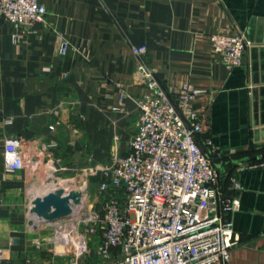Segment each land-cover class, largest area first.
I'll use <instances>...</instances> for the list:
<instances>
[{"label":"crops","instance_id":"crops-1","mask_svg":"<svg viewBox=\"0 0 264 264\" xmlns=\"http://www.w3.org/2000/svg\"><path fill=\"white\" fill-rule=\"evenodd\" d=\"M39 1L43 21L17 40L0 16V248L6 263L67 264L68 255L46 240L49 224L30 212L28 187L41 175L40 160L50 157L54 173L85 176L97 189L101 176L82 169L127 150L136 99L148 90L135 74L142 60L169 94L183 84L202 90L193 103L198 142L219 171L223 197L239 200L227 214L235 242L229 258L211 264H264V0ZM235 32L250 43L243 65L228 67L212 50L210 35ZM60 36L69 41L65 55L58 52ZM140 44L147 47L141 57L131 51ZM10 133L21 136L24 155L14 172L3 163ZM49 142L56 145L44 150ZM97 241L92 236L79 264H102Z\"/></svg>","mask_w":264,"mask_h":264},{"label":"built area","instance_id":"built-area-1","mask_svg":"<svg viewBox=\"0 0 264 264\" xmlns=\"http://www.w3.org/2000/svg\"><path fill=\"white\" fill-rule=\"evenodd\" d=\"M45 13L39 0H0V16L13 28L15 40L23 32H32ZM210 40L226 66L243 65L250 42L242 33H214ZM68 49L69 41L60 36L58 52L65 55ZM146 49L145 44L131 46L139 57ZM135 74L148 90L136 99V129L127 150L113 153L106 164L82 169L86 176H101L97 190L103 198L90 206L84 201L72 205L70 216L54 222L46 240L53 251L68 255L67 264H79V258L90 252L92 236L98 238L94 250L102 264L226 263L235 244L227 214L239 200L223 197L217 186L219 171L198 142L201 124L193 103L202 90L183 84L171 95L142 60ZM55 145L45 143L43 149ZM44 160L54 176L52 158L40 162ZM3 163L7 172L23 167L19 134L4 137ZM82 181L83 200L87 179ZM230 182L233 190L240 188L234 176ZM0 264H7L4 248H0Z\"/></svg>","mask_w":264,"mask_h":264},{"label":"water","instance_id":"water-1","mask_svg":"<svg viewBox=\"0 0 264 264\" xmlns=\"http://www.w3.org/2000/svg\"><path fill=\"white\" fill-rule=\"evenodd\" d=\"M256 158V156H254ZM82 192L71 189L57 188L45 195L33 198L30 212L39 217L43 222L52 223L68 218L72 212V205L81 203Z\"/></svg>","mask_w":264,"mask_h":264},{"label":"rangeland","instance_id":"rangeland-1","mask_svg":"<svg viewBox=\"0 0 264 264\" xmlns=\"http://www.w3.org/2000/svg\"><path fill=\"white\" fill-rule=\"evenodd\" d=\"M40 168H41V171H40L41 175L39 176V178L32 179V181L28 187V192H29L28 201L30 204L32 203V200L34 197L39 196V195L40 196L44 195L45 191H49V190L51 191L54 188V187H52L53 183H56L58 181V178H73V180L75 181V184L82 185V183H83L82 179H84V177H85V176L82 177L80 175L71 176V177L59 176L60 174H56V173H54V176H52V175L48 176L47 171H50V170L47 169V165L45 164V160L40 165ZM50 172H52V171H50ZM58 186H60V185H58ZM73 189H76V188H73ZM103 196H104V194L99 192L96 188H91L89 183H88V180H87L85 197L83 199L85 204L87 206L94 205V204H96V200L102 199ZM65 219H67V218H65ZM42 223L45 224L44 222H42ZM47 224H49L48 226L51 228L50 230L53 232L54 222L47 223Z\"/></svg>","mask_w":264,"mask_h":264},{"label":"bare ground","instance_id":"bare-ground-1","mask_svg":"<svg viewBox=\"0 0 264 264\" xmlns=\"http://www.w3.org/2000/svg\"><path fill=\"white\" fill-rule=\"evenodd\" d=\"M47 175L48 176H51V173L50 171H47ZM60 185V186H58ZM52 187H54L51 191H54L56 190L58 187L59 188H64L66 191H69L73 188H76V189H84L85 188V184L82 183V185H77L75 184V181L73 180V178H59L58 181L56 183H53ZM50 191V190H49ZM48 191V192H49ZM47 192V191H46ZM47 192V193H48ZM46 194V193H45ZM44 194V195H45ZM83 202V200L81 201ZM80 205V204H79ZM73 207V206H72ZM74 209L76 210V206L74 207ZM73 209V210H74ZM34 217H36L38 220H41L39 217H37L35 214H33Z\"/></svg>","mask_w":264,"mask_h":264}]
</instances>
